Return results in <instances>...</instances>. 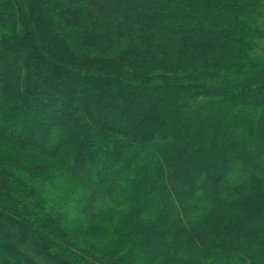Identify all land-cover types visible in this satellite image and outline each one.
<instances>
[{
  "label": "trees",
  "instance_id": "trees-1",
  "mask_svg": "<svg viewBox=\"0 0 264 264\" xmlns=\"http://www.w3.org/2000/svg\"><path fill=\"white\" fill-rule=\"evenodd\" d=\"M0 264H264V0H0Z\"/></svg>",
  "mask_w": 264,
  "mask_h": 264
}]
</instances>
